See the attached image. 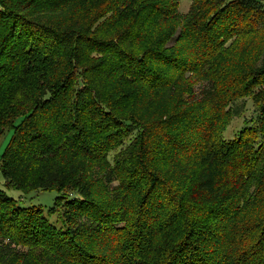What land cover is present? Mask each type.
Masks as SVG:
<instances>
[{"label": "trees", "instance_id": "1", "mask_svg": "<svg viewBox=\"0 0 264 264\" xmlns=\"http://www.w3.org/2000/svg\"><path fill=\"white\" fill-rule=\"evenodd\" d=\"M191 1L0 0V172L70 195L57 229L0 192V264H264V102L220 136L264 58L215 70L264 0Z\"/></svg>", "mask_w": 264, "mask_h": 264}, {"label": "rangeland", "instance_id": "2", "mask_svg": "<svg viewBox=\"0 0 264 264\" xmlns=\"http://www.w3.org/2000/svg\"><path fill=\"white\" fill-rule=\"evenodd\" d=\"M179 3V13L185 15L189 12L192 5L191 0H177ZM238 42L239 46L237 45ZM264 29L259 30L256 33L249 34L245 39L239 40L237 42L228 43L225 47L223 54L219 55L220 61L215 67L216 72L219 74L232 75L235 72V67L237 64H246L245 67L255 64V67L259 62H263L264 58ZM220 68L225 71L221 72ZM254 72L255 78H261L264 80V71L261 68H255L253 70L245 69L242 71L243 74ZM237 73V72H235ZM258 73V74H257ZM257 75L259 77H257ZM77 87V83H76ZM248 87V86H247ZM226 90V89H224ZM251 94L244 98H241L233 103H228L225 109V123L221 127L220 136L222 139L231 140L239 136L240 132L247 126H251L253 121L256 119V112L260 105L264 102V85L262 81L259 85L254 87ZM236 113V114H235ZM21 124V118L16 121V125ZM14 135V130L9 129L0 138V159L5 153L7 147L9 146ZM133 137V136H132ZM125 140L124 143L128 144L130 139ZM119 150L111 154V164H113L114 155ZM117 187V184L113 185ZM0 192L5 193L9 197L16 200L21 206L37 207L43 210V215L57 228L61 229L63 225L62 213L65 208L64 205L67 204L70 199V195H63L60 200L56 199L59 196L57 191H31V192H21L16 189L6 186L5 179L0 172ZM143 192V191H142ZM137 192L129 195V208L130 214L129 219L134 218L135 213L138 210L139 204L143 198V193ZM263 208L260 205V210ZM259 210V206L252 213L253 216L248 219L261 221L262 213ZM258 212V214H257ZM264 219V216H263ZM246 233V232H245Z\"/></svg>", "mask_w": 264, "mask_h": 264}]
</instances>
